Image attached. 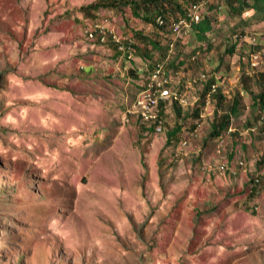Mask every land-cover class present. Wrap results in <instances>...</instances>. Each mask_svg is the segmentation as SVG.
I'll use <instances>...</instances> for the list:
<instances>
[{
  "label": "rangeland",
  "instance_id": "rangeland-1",
  "mask_svg": "<svg viewBox=\"0 0 264 264\" xmlns=\"http://www.w3.org/2000/svg\"><path fill=\"white\" fill-rule=\"evenodd\" d=\"M96 1L0 0V264H264V111L253 99L264 21L224 0H176L190 26L212 20L202 42L186 26L164 36L127 5L85 15ZM135 31L185 61L169 70L182 104L162 103L161 127L137 115L161 54L108 44L141 48Z\"/></svg>",
  "mask_w": 264,
  "mask_h": 264
},
{
  "label": "trees",
  "instance_id": "trees-1",
  "mask_svg": "<svg viewBox=\"0 0 264 264\" xmlns=\"http://www.w3.org/2000/svg\"><path fill=\"white\" fill-rule=\"evenodd\" d=\"M125 4H122V0H97L95 3L88 5L87 7L83 8L82 11L86 13L85 15L93 16L92 13L94 11H97L101 8H121L122 6H130L132 10V14H134L135 17L139 18L141 21L145 22L148 25H153L156 27V31L160 32L164 36L171 35V33L174 32V25L173 23H178L180 20L184 21L186 25L189 26V30L185 33H188L189 31L193 30L198 39L200 41H205L206 34L212 30L211 27V19L210 18H203L199 23L195 24L188 23L190 21V18L188 17V7H183L182 4L177 3L176 0H123ZM193 3L191 5H194L197 3L194 0H191ZM225 5L227 7V10L230 14L241 16L246 11H252L253 16L251 18H254L257 21H264V0H224ZM94 17V16H93ZM159 20L162 21V23H159ZM182 31H185L183 29ZM101 35L99 34L98 38H100ZM112 35H108V44L112 47L113 50H115L118 55H126L129 56L130 52H133L136 54V56L140 58L145 59H151L152 58V51L158 53L160 55L161 59H153V63H151V67L147 69L145 72V75L150 74L154 70L155 67H157L159 64H162L164 66V70L167 72L170 69H172V72H177L180 67L185 63L184 60H179L180 52L176 50L174 43H168L166 44L161 43L162 41L156 37L154 40H151L147 35H144L141 31H135L133 37L135 38L138 43L140 42L141 48L139 44L134 45V43L129 42L128 40L124 42V50H121L120 47L122 46V43L116 42ZM176 37V36H175ZM163 44V45H162ZM131 47V49H130ZM175 50V51H174ZM228 52L232 53L233 48H230ZM173 54V55H172ZM161 60V61H160ZM136 74V73H135ZM260 77L263 80V86H264V72L260 75ZM213 83V78L209 79V82L207 83L206 89L202 93L203 103H205L206 96L209 94L211 90V85ZM144 90V88H143ZM213 97H219V99H222V93L221 91H218V93L213 94ZM255 100L254 103H259L262 111H264V91L262 93H259V95H256L253 97ZM177 103L175 102V105ZM163 104L161 103V106ZM219 105V104H218ZM239 109V101L235 100L232 106L230 107L229 115L223 116L220 121H216L213 124V131L212 136H217L221 134L222 132L226 131L229 128L230 121H231V115H235L238 113ZM200 111V110H199ZM199 111H195L194 114H199ZM178 113H180V110H178ZM263 119V118H262ZM152 127V126H151ZM150 128V127H149ZM154 128V127H153ZM153 128H151V131H153ZM146 129V128H145ZM144 129V130H145ZM178 129H174L169 134V140L168 142L175 137ZM261 132L264 134V124L261 125ZM215 134V135H214ZM261 162H264V155L262 157ZM261 164V163H260Z\"/></svg>",
  "mask_w": 264,
  "mask_h": 264
},
{
  "label": "built area",
  "instance_id": "built-area-1",
  "mask_svg": "<svg viewBox=\"0 0 264 264\" xmlns=\"http://www.w3.org/2000/svg\"><path fill=\"white\" fill-rule=\"evenodd\" d=\"M159 23H162V21L159 20ZM98 26L99 24L95 25V27ZM184 26L189 27L188 25H186L184 21L180 20L179 23L174 27V33L179 35L181 33L182 27ZM97 30L99 29L96 28L95 31ZM101 33H103L102 30ZM91 34L94 35L93 32ZM114 40L118 43H121L116 39ZM251 45L254 50V52H252V55L256 57L259 56L260 58V54L255 52L257 46L256 39H252ZM120 49L124 50L123 44L120 47ZM168 73L169 71L166 72L162 64H159L152 71L149 77V83L146 85V87H144V90L141 92L142 99L139 101L138 104L140 105V109L137 115L142 122L148 124L156 123L157 126L161 127L163 123V119L162 116L160 115V112H157V111H161V103L168 104V102H170L172 104L176 102L178 105L182 104L180 99L181 98L180 94L169 85ZM205 80H207L206 75H202L198 79L199 82ZM215 91H216V85H213L212 92Z\"/></svg>",
  "mask_w": 264,
  "mask_h": 264
}]
</instances>
